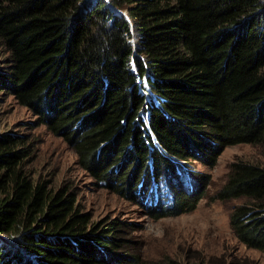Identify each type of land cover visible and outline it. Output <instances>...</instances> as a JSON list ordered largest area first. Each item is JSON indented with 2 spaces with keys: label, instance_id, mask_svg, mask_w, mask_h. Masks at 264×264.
I'll return each instance as SVG.
<instances>
[{
  "label": "trees",
  "instance_id": "obj_1",
  "mask_svg": "<svg viewBox=\"0 0 264 264\" xmlns=\"http://www.w3.org/2000/svg\"><path fill=\"white\" fill-rule=\"evenodd\" d=\"M0 43V88L156 218L205 197L194 161L264 143V0H0ZM26 141L0 134V264L134 263L121 221L28 174ZM217 195L245 199L231 227L264 251V166L233 161Z\"/></svg>",
  "mask_w": 264,
  "mask_h": 264
},
{
  "label": "rangeland",
  "instance_id": "obj_2",
  "mask_svg": "<svg viewBox=\"0 0 264 264\" xmlns=\"http://www.w3.org/2000/svg\"><path fill=\"white\" fill-rule=\"evenodd\" d=\"M8 56L0 43V64ZM24 136L30 150L25 169L33 178L45 181L54 191L62 189L76 199L81 213L88 214L97 228L108 221H121L132 264H264V251L243 243L231 227V214L245 199H223L230 165L246 160L264 166V143L227 145L210 166L199 160L191 169L207 175L209 181L197 207L178 215L156 218L136 199L95 179L78 160L73 145L39 119L14 93L0 88V134ZM208 178V179H207ZM15 236V234H12ZM11 235V236H12ZM136 254V255H134Z\"/></svg>",
  "mask_w": 264,
  "mask_h": 264
}]
</instances>
